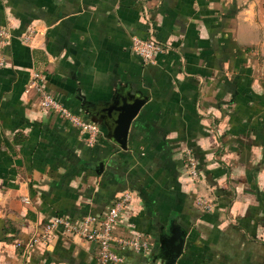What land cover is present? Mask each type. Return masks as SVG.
Returning a JSON list of instances; mask_svg holds the SVG:
<instances>
[{
  "label": "crops",
  "instance_id": "0c3cea01",
  "mask_svg": "<svg viewBox=\"0 0 264 264\" xmlns=\"http://www.w3.org/2000/svg\"><path fill=\"white\" fill-rule=\"evenodd\" d=\"M0 25L12 35L0 68V264H102L94 242L60 228L34 236L126 192L115 234L152 242L147 255L121 249L127 264H165L159 236L174 226L186 232L176 264H264V0H0ZM151 25L169 48L145 63L132 39ZM34 71L100 124L95 145L41 110ZM139 97L124 149L109 133L117 107Z\"/></svg>",
  "mask_w": 264,
  "mask_h": 264
},
{
  "label": "built area",
  "instance_id": "2783aa9c",
  "mask_svg": "<svg viewBox=\"0 0 264 264\" xmlns=\"http://www.w3.org/2000/svg\"><path fill=\"white\" fill-rule=\"evenodd\" d=\"M11 37L10 29L0 25V68L7 63L4 49L10 43ZM27 39L28 36H25L24 40ZM168 48L169 45L163 44L156 38L155 29L152 25L149 28L147 37L134 36L132 39V50L141 56L145 63L153 62L158 53L164 52ZM29 88L38 93L41 110L55 113L75 125L88 145L92 146L97 143L102 135L100 124L86 119L59 101L47 89L45 78L40 72H33ZM186 153L190 175L197 179L199 178V170L196 159L191 150H187ZM131 197L130 192L122 194L101 215L89 214L81 219L57 215L44 227L40 236H34V241L46 240L52 232L60 228L69 235L79 236L87 241L94 242L97 246V259L102 264H127L126 256L121 252V249H130L135 253L147 255L152 248L149 236L139 232L122 236L115 234L117 224L122 214L127 210ZM198 201L205 209L211 206L206 200L198 199ZM140 264L146 263L141 262Z\"/></svg>",
  "mask_w": 264,
  "mask_h": 264
},
{
  "label": "water",
  "instance_id": "95a60500",
  "mask_svg": "<svg viewBox=\"0 0 264 264\" xmlns=\"http://www.w3.org/2000/svg\"><path fill=\"white\" fill-rule=\"evenodd\" d=\"M137 98V97H136ZM144 98L139 97L128 104L117 107L118 115L116 125L109 133L113 141L126 149L128 146V136L133 120L139 114L144 105ZM83 109L85 112L106 119L102 108L93 106L89 101L84 100ZM186 242V232L181 227H171L168 231H162L159 236V252L157 257L163 259L165 264H176L178 258L182 255Z\"/></svg>",
  "mask_w": 264,
  "mask_h": 264
},
{
  "label": "trees",
  "instance_id": "16d2710c",
  "mask_svg": "<svg viewBox=\"0 0 264 264\" xmlns=\"http://www.w3.org/2000/svg\"><path fill=\"white\" fill-rule=\"evenodd\" d=\"M58 215H60V214H58ZM61 216H63V215H61ZM74 218V217H73Z\"/></svg>",
  "mask_w": 264,
  "mask_h": 264
}]
</instances>
